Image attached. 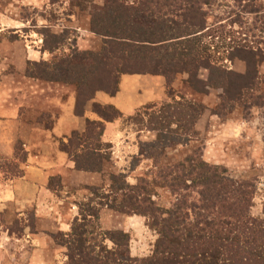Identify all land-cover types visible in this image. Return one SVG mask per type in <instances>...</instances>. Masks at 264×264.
Instances as JSON below:
<instances>
[{
    "label": "trees",
    "instance_id": "1",
    "mask_svg": "<svg viewBox=\"0 0 264 264\" xmlns=\"http://www.w3.org/2000/svg\"><path fill=\"white\" fill-rule=\"evenodd\" d=\"M216 1L103 0L101 5L92 4L90 28L102 38L100 50L62 55L58 51L61 38L45 28L47 37L41 51L50 52L51 59L30 62L25 75L75 85L74 112L78 115L84 113V105L95 91L114 95L122 74L161 75L169 100L157 109L147 110L152 105L138 109L128 119L141 124L140 129L172 138L171 145L185 138L194 139L198 134L195 124L204 105L184 96L175 98L171 83L178 74L186 73L188 85L197 93L205 94L209 87L221 89V103L214 110L220 117L227 104L239 103L245 108L264 103V91L253 95L264 82L259 72L264 50L247 40L251 35L255 42L261 40L264 44L263 4L260 0H234L244 13L252 15L249 24L247 17L240 15L229 21L239 26L238 34L243 36L238 39L234 32L227 36L221 26L217 30L216 24L222 18L215 17L213 24L208 22ZM216 33L222 38L235 37L228 40L226 56L243 61L244 72L214 61L211 39ZM201 68L208 72L206 79L199 76ZM248 99L251 101L246 105ZM91 110L100 120L86 118L85 130L72 131L66 141H60V149L77 170L101 172L105 158L97 146L104 122L122 114L113 105L98 102L92 103ZM146 149L139 151H146L156 167L162 150L156 146ZM22 153L21 161L26 162V153ZM120 177L110 175L109 189L90 186L87 199L78 202L69 230L51 234L54 242L65 249V264H264V201L263 217L250 214L256 184L227 176L224 167L202 158L200 148L174 164L159 165L153 180L138 177L130 184ZM155 180L162 181L174 194L168 207L152 199L151 184ZM103 207L145 217L158 235L151 253L134 256L128 232L103 229L99 222ZM30 219H34V213ZM31 224L27 226L33 229Z\"/></svg>",
    "mask_w": 264,
    "mask_h": 264
},
{
    "label": "rangeland",
    "instance_id": "2",
    "mask_svg": "<svg viewBox=\"0 0 264 264\" xmlns=\"http://www.w3.org/2000/svg\"><path fill=\"white\" fill-rule=\"evenodd\" d=\"M102 1L0 0V96L9 92L14 93V95L24 93V103L26 105L27 102L34 104V107L23 109L22 119L24 121L34 122L31 115L34 114L32 110H35L37 112L35 115H38L37 121L39 120L43 127L50 128L54 120L52 116L57 114V110L56 107L47 103L45 97L54 96L50 101L54 103L56 98L64 97L69 92L70 94H77V87L73 84L45 82L25 75L27 65L30 62L51 59L50 52L41 51L47 37L44 35L43 29L47 28L49 34L61 38L58 51L62 55H78L84 51L97 52L101 48L102 38L91 31L90 12L92 4L101 5ZM260 2L264 7V0H260ZM210 9L211 14L208 22L213 24L215 17L222 18L217 22L216 27L218 30L221 26L227 36L229 32H234V36L238 39L243 36H239L238 32L241 30L237 24H229V21H234V16L247 17V24L251 23L252 15L244 13L234 0H217ZM257 34L263 35L259 32ZM234 36L230 35V38L235 40ZM230 38H222L219 33H216L213 40L211 39L214 47H211L213 59L227 69L244 72L245 64L243 61L237 58L229 60L226 56L225 49L228 48ZM253 39V36H247V40L253 46L264 50L263 41L255 42ZM207 40L210 41V39ZM259 72L264 78V59L260 62ZM207 74L206 69L201 68L199 70L200 78L206 79ZM143 75L149 76L150 74ZM187 77L186 73L178 74L171 83V89L175 98L184 96L186 99L195 100L204 105V110L195 124V129L198 132L196 138L188 140L185 138V140H179L171 145L172 138H166L163 136L164 134L155 131L140 129L143 127L141 124H136L135 121L128 119L131 114L121 115L116 118L119 119L118 129L120 132L114 136L115 139L110 142L101 140L97 146L104 153L105 158L103 170L100 172L101 178L97 179L98 184L90 182V184L79 185V190L85 187L88 195L84 198L82 195L78 196V199L74 201L77 204L76 207H78L79 201L87 199L90 186L109 189V185H111L110 175L112 174L120 175V180L130 184L136 183L138 177L153 180L152 177H155V171L159 165L174 164L190 154L193 149L200 148L202 158L210 164L224 167L227 176L229 175L235 180H250L256 184L250 214L259 217L260 214L257 215V213L260 212V208L262 209L264 201V103L249 107L248 104L251 100L248 99L249 102L246 104L248 106L245 108L241 107L239 103H234L233 106L227 104L222 111L223 116L220 117L214 113V110L221 103L219 98L221 89L209 87L207 93H197L188 85ZM259 87V90H255L253 95L264 91V82ZM97 92L106 93L97 90L95 94ZM141 92L144 93V91ZM166 92V85L162 86L159 92L161 98L152 100L138 109L141 110L148 105H152V107L147 110L159 108L163 102L169 100ZM33 94L41 95L33 97ZM47 105L48 107H46ZM19 127H26L21 130L23 136L27 134L34 142L41 139L38 133L33 135L27 133V127H30L28 123ZM172 128L175 126L173 125ZM12 133L14 134V132ZM18 142L21 143V146ZM148 145L156 146L162 150L158 164H155L156 167L154 160L147 157L146 151L143 153L139 151L140 148H149ZM12 150L11 155L0 153V186L4 180L12 179L18 176V172H22L21 165L25 163L21 161L22 152L26 153V158L29 152L38 155L41 152L38 147L26 149L24 141L22 142L20 139L14 142ZM50 174L48 177L49 191H43L45 194H42L41 197L42 209L46 213L44 216L42 215L40 218L34 216L33 220H29L33 210L26 207L27 209L19 214L21 211L16 210V202H9L6 208L0 209V264H65V261L61 263L62 259L54 258V245L58 247L59 245L53 239L52 243L55 244H48L46 247H42L40 242L43 238L42 233L45 232L51 237V234L60 231L56 229V225L53 224L54 227L50 225L49 220L52 221L55 215L53 212H57L56 214L62 217L61 213L69 208L71 202L70 199L66 198L76 188L71 186L70 176H66L64 173L62 175L57 174V172ZM152 182V199L162 207L171 205L174 194H171L162 185V181L155 180ZM0 188L3 189L2 186ZM1 197L0 192V201ZM101 212H103L104 221L109 227L113 226L116 227L114 229L129 233L132 255L141 257L151 253L158 235L145 217L126 215L107 207H103ZM128 217L134 218L131 220ZM261 217H263V213ZM28 224H31L33 229L29 228ZM31 232L38 234L35 241H32L28 236Z\"/></svg>",
    "mask_w": 264,
    "mask_h": 264
},
{
    "label": "crops",
    "instance_id": "3",
    "mask_svg": "<svg viewBox=\"0 0 264 264\" xmlns=\"http://www.w3.org/2000/svg\"><path fill=\"white\" fill-rule=\"evenodd\" d=\"M165 86V79L161 75H139V74H123L120 77L118 91L114 95H109L103 92H97L93 99L86 103L84 107V113L78 115L74 112L75 95L70 92L64 97L56 98L54 103H51V99L54 97H45V100L50 106L56 107L57 114H54V119L50 128H45L37 121L38 115L35 110H32V119L34 122H26L23 118V109L26 107H34V104L24 103V93L9 92L6 95L0 96V153L11 155L14 142L17 139L24 141L26 149L38 147L41 149L40 154H28L26 162L21 165L22 174L13 177L12 179L4 180L0 188L1 201L0 209L3 210L7 207L9 202H16V210L21 211L22 214L28 207L33 210L34 216L40 218L46 214L41 205L42 194L49 191L48 177L52 172L57 174H66L69 177L71 186L76 189L69 193L66 199H70V206L64 212L61 213L62 217H59L57 212H53L54 217L49 220V224L60 231H67L70 227V222L74 216L77 215V204L74 202L78 196L84 198L88 195L86 188L79 190V185H86L92 182L98 184L97 179L101 178L100 172H84L75 168L74 162L68 156V154L60 149V140H66V137L70 135L72 131L83 132L85 130L86 118L91 120H100V118L92 112L91 104L93 101L100 104H111L115 106L122 115H130L134 113L139 107L146 103L159 99L162 96L159 95L160 89ZM141 91H144L142 93ZM41 94H33V97H38ZM39 99V98H38ZM48 107V105L46 106ZM53 107V108H54ZM34 109V108H33ZM36 120V121H35ZM28 123L27 133L33 135L34 133L41 136L38 142H34L28 135L23 136V126ZM119 119L113 121L104 122V130L101 135V140L104 142H110L115 139L114 136L120 132L118 129ZM14 132V134L12 133ZM40 151V150H39ZM48 168V170H46ZM65 184V182H64ZM0 186V187H1ZM43 192V193H42ZM11 195L10 197H8ZM8 197V198H7ZM263 199V198H262ZM44 201V200H43ZM27 207V208H26ZM52 208V207H49ZM106 211V210H105ZM108 214V213H106ZM260 214V215H259ZM259 217L262 216V209L257 213ZM99 222L103 229H114L116 227H109L107 222L104 221L103 212L100 210ZM132 220L134 217H128ZM54 224V225H53ZM127 229V228H125ZM45 230H48L45 228ZM37 233H29V237L32 241H35ZM41 246L46 247L52 243V238L42 233ZM49 245V246H51ZM53 248L54 258L62 259L61 263L65 261L64 249L61 246L54 245Z\"/></svg>",
    "mask_w": 264,
    "mask_h": 264
}]
</instances>
